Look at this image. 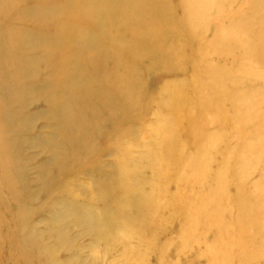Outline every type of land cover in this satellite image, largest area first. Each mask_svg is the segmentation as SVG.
<instances>
[{"label":"rangeland","instance_id":"374dc122","mask_svg":"<svg viewBox=\"0 0 264 264\" xmlns=\"http://www.w3.org/2000/svg\"><path fill=\"white\" fill-rule=\"evenodd\" d=\"M45 1L3 0L0 264H264V0ZM111 76L149 99L133 90L121 116L94 89ZM77 140L94 148L59 170ZM104 192L120 193L110 245L19 249L21 221L49 234L66 199L100 211Z\"/></svg>","mask_w":264,"mask_h":264},{"label":"bare ground","instance_id":"6f19581e","mask_svg":"<svg viewBox=\"0 0 264 264\" xmlns=\"http://www.w3.org/2000/svg\"><path fill=\"white\" fill-rule=\"evenodd\" d=\"M105 1H107V0H104V2ZM138 1L139 0H128L129 3L125 4V6H126L125 9H127V11H130L133 7L138 8V5H136V3H138ZM35 6L36 7H42L43 6L45 8H48L50 6H54L56 9H58V8H61L63 6V4H58L56 0H46L43 3H37ZM17 10H19V9H17ZM17 10H15V11H17ZM100 10L102 12H106V10L104 8H101ZM148 12H152V11L148 10ZM97 31H98V28L95 27L92 30H88V33L95 34ZM141 47H145V45L142 44ZM121 50H124L125 53H127V48L122 47ZM138 50H139V47L133 49V51L131 52L132 55H134ZM139 52H137V55L139 54ZM88 54L90 56L95 57V58H99L100 56L103 55V52L100 49H96L93 51H89ZM105 56L108 58L112 57L110 54H107V53L105 54ZM100 69L104 71L105 67L100 66ZM90 70H93V69H90ZM116 71H118V69L116 70L114 68V69H112L111 72L114 73ZM147 73H148V71H147ZM130 75H131V73L128 74V76H130ZM140 76L144 77V75H140ZM142 79L145 80L144 78H142ZM111 80L115 81V79H113V76H111L110 79H108L106 81H104V80H101V82L96 81L94 89L97 92H102L105 94L106 98L103 99L105 104L111 103L114 107H118V104L121 102L122 103L120 106V108H121L120 115L121 116H126L129 114L130 106H128V105H130V102L132 103L131 94H132L133 90L139 92L138 95L140 96V99L145 101V103L147 102V100L150 97L149 93H148L149 91L146 94L144 93V89L146 87L145 84H143L145 86H140L141 83H139V86H138V84L134 83L131 85L132 91L129 94L122 95L121 93H119L116 90V86H115L116 82H110ZM140 80L141 79L139 78V81ZM137 83H138V81H137ZM18 86H19V88L23 87L22 84H19ZM148 86H147L146 90H148ZM77 93H78V91H77ZM78 94L80 96L79 99L81 100V104L83 103L84 99H86V100L91 99V96L89 95V93H87L86 96H82L80 93H78ZM129 97L131 98V101H129ZM6 102H8V100L3 98V0H0V104H3L5 106ZM81 104L77 101L74 103V106L77 107L76 108L77 111H81L84 113L83 116L72 119L71 122H72L73 127H74L75 136L78 138V140H80V137H82V141H85V138L89 137L87 135L89 133H92V132H91V126L86 127L87 114L85 113L84 109L81 108ZM115 116H111L108 114V115H105V117L104 116H101V117L113 120ZM98 119H99V117H97L95 119V121L96 120L98 121ZM88 121H90V122H88ZM88 121H87V124L88 123L92 124L91 117L88 118ZM6 124H8V121H6ZM70 127H72L71 123H70ZM97 127L98 126L96 123V125L92 129L95 133H98L96 135L99 136V135H101L102 128L100 129V127H98V128ZM115 132H119V130H116ZM94 136H95V134H94ZM97 138H99V137H97ZM40 139H42V138L37 137L35 139V141L39 142ZM78 140L73 144L72 149H70L71 156L68 155L62 162H60V164L58 163L59 165L57 164L59 170H62L66 166V164H70V163L74 162L75 160L83 157V155L89 153L88 152L89 148L90 149L94 148V146L89 143L90 141L86 140L88 142L83 144V143H80ZM96 141H97V139H96ZM52 152H54V151H52ZM119 198H120V193H115L114 197H113L112 193H109V192H104L103 194H101L100 199H99L101 201L100 211H97L94 207H92V206L89 207L84 203L74 202L70 199H66L64 201V203L62 204V208L60 210H56V211L53 210V212H52L53 217L51 219H49V221H47L48 222V229L52 231L49 234H46L44 232L41 233L39 228L37 229V228H34L32 226L29 227V222H26L25 220H23V222L21 221L20 234H22L23 236L21 238H19L20 239L19 249L20 250L45 249L46 247L50 249V247H49L50 244L48 243V245H47L45 243V241H47V240L52 241L53 240L54 245L55 246L57 245L58 248H64L62 245H65L68 248V251L69 250L71 251V249H78L79 243L77 242V240L84 239V238L90 239L89 244L92 247L97 246L98 244L102 246L103 245L102 243H105L104 245H106V244L110 245L113 242L112 232L118 226V222L116 221L117 210H114V208L112 206L114 204L116 205L118 203ZM135 202L137 204L139 203V201L137 199H135ZM25 206L27 207L25 209V211L33 214L34 211L31 208V205L27 204ZM71 210H72V212H71ZM19 211L21 213L24 211V209H20ZM35 213H37V212H35ZM46 220H48V219H44L43 221H46ZM26 225L28 227V230L25 227ZM35 226H37V225H35ZM64 226L65 227L68 226L66 228V231H65V228H62V229L56 228V227H64ZM72 227H74V228H72ZM75 228H80V230L82 231L81 233H78L77 236H73V230H75ZM57 247H56V249H58ZM78 252H82V251H78ZM79 256H80V254H79ZM47 258H48L49 262H53V263L59 262L60 264H68L67 262L61 263L56 257H51V258L47 257ZM76 258H78V257H76ZM79 260L82 261L83 260L82 257ZM79 260H77V261H79ZM70 262H71V260H70Z\"/></svg>","mask_w":264,"mask_h":264}]
</instances>
